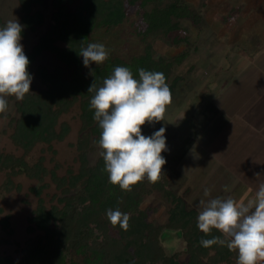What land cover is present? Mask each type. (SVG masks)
Segmentation results:
<instances>
[{"label": "trees", "instance_id": "16d2710c", "mask_svg": "<svg viewBox=\"0 0 264 264\" xmlns=\"http://www.w3.org/2000/svg\"><path fill=\"white\" fill-rule=\"evenodd\" d=\"M71 1H51L50 25L31 53L26 55L30 76H35L43 88L35 91L30 86V91L16 104L18 118L9 124L12 129L10 141L22 150L23 155L16 158L12 154H0V171L8 173V182L2 186L4 193L13 188L20 189L19 184H13L14 179L27 178L42 184L31 188L38 196L43 188L53 185L56 193L51 196L57 204L48 206L45 199L38 198L28 221L34 227L30 230L44 235L28 241L18 260L0 256V264H237L238 253L229 251L226 245L215 244L209 248L200 245L201 239H224V236L215 229L208 235L200 231L198 214L188 210L174 193L165 190L161 177L154 184L145 178L133 186L132 191L125 192L108 182L101 156L93 164L89 161L91 146L99 144L102 132L94 120V110L90 108L94 93H88V88L93 80L97 87L102 86L103 80L118 66L128 67L135 79H139L140 68L162 72L173 97L175 84L170 79L171 74L185 53L171 58L154 57L150 46L145 44L141 53L126 58L108 55L103 63L85 67L81 48L90 43L91 35L96 31H108L122 24L126 5L138 3L143 10L144 38L157 33L171 36L180 20L199 19V15L184 0H76L72 10L69 8ZM18 2L25 28L34 30L42 25V14L32 11L45 0ZM145 6L151 8L145 11ZM43 51L54 53L70 70L67 78L61 69L54 73L41 65L32 69L36 56ZM74 107V115L81 124L74 144L78 171H67L62 176L51 172L46 183L43 158L33 160L29 155L38 144H46L51 149L53 141L65 138L69 128L64 121L59 122V118ZM154 192L160 193L168 202L167 218L162 224L148 221L149 209L139 207ZM109 209H119L129 215L127 230L119 224L111 225L106 215ZM172 233L185 243L183 254L166 253L163 242L171 238Z\"/></svg>", "mask_w": 264, "mask_h": 264}, {"label": "rangeland", "instance_id": "374dc122", "mask_svg": "<svg viewBox=\"0 0 264 264\" xmlns=\"http://www.w3.org/2000/svg\"><path fill=\"white\" fill-rule=\"evenodd\" d=\"M51 1L45 0L44 4L33 9L32 13L42 14L43 22L31 30L22 25L18 0H0V29L5 27L8 21L15 19L22 25L20 43L25 55L31 53L33 46L50 25L53 12ZM184 1L199 15V19L180 20L179 27L171 36L157 33L144 38L142 33L146 30V23L143 10L136 3L132 6L126 5L127 13L122 24L108 31H96L91 35L90 43L103 44L108 55L119 58L143 52L145 44L150 46L154 57L171 58L185 53V57L174 66L171 74L175 92L171 103L166 107L163 120L152 124L145 123L141 127V133L151 136L161 127L165 128L167 151L161 155L166 164L162 166L160 182L165 190L182 199L188 210H194L199 215L202 210L201 200L207 202L217 197H231L237 202L247 203L255 197L248 185L249 174L252 172L249 166L252 164L249 163L248 155L234 154L230 149H225L233 145L223 143L230 133L224 127L223 130L218 127L220 115L219 107L215 103L221 91V85L218 83L221 77L225 76L218 73L224 69L223 64L228 63L230 53L232 54L238 46H234V40L243 38L245 31L251 29L250 26L244 25L246 21L254 19V22L258 23L257 19L264 20V0ZM76 4V0H72L69 8L74 9ZM150 8L151 6H145V11ZM236 23L238 27L235 26ZM255 26L257 27L253 28L254 32L260 31L261 34L257 35L264 37V25ZM225 54L229 56L228 59H225ZM38 65L45 66L50 73L61 69L64 78L70 73L55 54L48 51L36 56L32 69ZM30 86L35 91L43 88L35 76H32ZM5 99L8 108L3 112V116H0V154H12L19 158L23 155L22 150L17 149L9 138L12 132L10 121L18 118L16 104L19 100L14 96ZM73 110L75 107L59 118V122L64 121L69 128L65 138L53 141L51 149L46 144H38L29 155L33 160L43 158L47 171L46 183L50 180L51 172L62 176L67 171H78L74 144L81 124ZM227 151L229 153H226ZM99 153V144L93 143L89 153L91 164L98 159ZM7 174L6 171H0V256L18 260L21 249L28 241L44 235L42 232L30 230L34 227L28 221L33 216L38 198L45 199L48 206L56 205L57 200L51 196L56 193V189L53 185L43 188L38 196L31 188L42 184L36 180L16 178L13 184H19L20 189L13 188L4 193L2 186L8 182ZM9 178L12 180L13 177ZM225 187L228 191L224 190ZM205 189L210 190L207 197L204 196ZM139 207L142 210L149 209L150 222L162 224L167 218L168 202L160 193H152ZM5 220L6 225H3ZM163 245L168 255L184 253L185 243L175 233H172V237L165 240Z\"/></svg>", "mask_w": 264, "mask_h": 264}, {"label": "clouds", "instance_id": "9594fccd", "mask_svg": "<svg viewBox=\"0 0 264 264\" xmlns=\"http://www.w3.org/2000/svg\"><path fill=\"white\" fill-rule=\"evenodd\" d=\"M22 25L15 19L0 29V113L7 111L5 97L23 100L30 91L32 77L27 68L29 60L24 54L21 40ZM83 65L101 64L108 59L103 44L89 43L80 50ZM139 79L133 78L128 67H115L112 74L97 87L95 81L88 88L94 93L90 108L94 120L102 129L99 155L104 161L108 182L130 192L143 181L156 183L162 166L166 164L161 155L167 151L165 128L161 127L151 136L141 133V127L163 120L172 94L162 72L138 69ZM228 191L227 187L224 189ZM209 189L204 196H209ZM202 210L197 227L205 235L218 230L224 236L201 239L200 245L209 248L215 244L226 245L229 251L238 253L237 264H261L264 262V183L260 184L253 199L247 203L231 197L200 201ZM107 219L113 227L117 224L127 230L130 219L119 209L107 210Z\"/></svg>", "mask_w": 264, "mask_h": 264}, {"label": "crops", "instance_id": "0c3cea01", "mask_svg": "<svg viewBox=\"0 0 264 264\" xmlns=\"http://www.w3.org/2000/svg\"><path fill=\"white\" fill-rule=\"evenodd\" d=\"M254 21H246L244 25L251 29L245 31L243 38L234 40V46H238L228 56L231 64L225 62L224 69L218 73L225 76L218 83L221 91L215 105L219 107L218 127L230 133L223 143L233 145L225 149L248 155L249 163L255 165L249 166L252 172L248 180L253 190L250 192L255 196L259 185L264 183V37L253 28L256 24L263 26L264 20Z\"/></svg>", "mask_w": 264, "mask_h": 264}]
</instances>
